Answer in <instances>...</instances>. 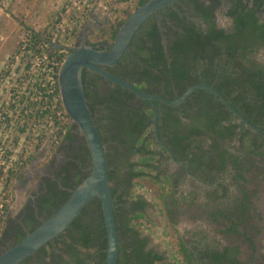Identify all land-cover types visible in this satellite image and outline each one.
<instances>
[{
  "label": "flooded vegetation",
  "instance_id": "1",
  "mask_svg": "<svg viewBox=\"0 0 264 264\" xmlns=\"http://www.w3.org/2000/svg\"><path fill=\"white\" fill-rule=\"evenodd\" d=\"M198 4L203 5L208 10V14L198 10ZM238 9L256 12V17L259 19L258 25L264 26V0H197V2L180 0L160 10L141 27L128 51L117 64L102 67L149 94L170 99V95L160 94L158 90L150 91L148 85L133 80L127 73L134 71V66L137 65L138 70L143 72V77L153 88L162 86L172 88L174 82L167 81L170 77L167 76L166 79L161 72L163 66L153 65L154 60L158 58L153 57L155 52L157 55L156 47L162 46L167 63H170L168 48L172 47L177 38L179 39L177 32L185 33L184 26L206 31L211 24L206 15H210L218 30L231 34L235 31L236 18L232 13ZM100 24L102 22L97 23V25ZM95 32L91 27L83 31L84 40L79 44L85 42L96 48L111 46V43L93 45L95 43L90 39L95 36ZM245 32L239 39L237 61L223 55L221 69L217 68L218 70L211 68L206 61L198 62L192 71L194 83L192 86L205 84L217 89L220 80L223 77L226 80L229 76L227 73L230 71L229 65L234 66L244 79L245 74L251 72L257 76L258 80L262 78L264 81V34L261 33V29H258L256 33ZM84 71L87 92L93 93L88 98L92 115L107 146L109 160L111 159L112 163L116 161L118 165L117 167L113 164L110 170V173L112 170L115 171L111 180L112 186L118 188L117 195L113 199L114 206L116 209L120 208L115 217L119 239L118 264H150L149 259L137 253V249L145 240H148L145 252L153 250L154 253L164 256L162 261H155L154 264H179L171 251L163 252L153 243L144 220L141 226L132 225L134 231L128 229L129 218L139 212L137 209L140 207L139 201L145 200L149 204L144 212L145 220H148L152 201L148 197L149 193L141 192L145 188H139L138 183L141 178L131 177L129 168H126L129 163L134 164V171L144 169L148 173V179H153L163 186L169 184V191L164 195L161 207L169 224L167 228L181 235L195 257L196 264H264V239L260 237L264 235V185H260L259 197L254 198L252 194L253 187H257L256 184L253 185L255 170L264 169V154H261V151L264 152V110L259 107L262 102L260 91H256L250 82L237 84L238 87L231 85L232 87L225 88L229 94L230 103L233 105L232 100H236V107L233 106L259 130L251 128L224 105V110H229L231 114L223 121V124L237 126L234 141H229L231 139L229 137L220 138L219 142L221 149L225 146L230 154H237L235 156L238 161L233 164L229 157L230 161L223 171L217 172L209 165L213 162L217 163L219 153L217 145L212 147L214 144L212 140L195 133L191 134L192 140L184 141L180 144L182 146L175 144L176 130L184 134V132L193 133L197 129L193 117L196 116L198 107L186 102L191 96L178 105L172 106L156 101L157 106H155L93 70L85 69ZM259 72L263 73V77L258 75ZM247 89L249 92L244 93ZM201 90L206 91L203 89L197 91ZM131 93L134 98L128 97ZM106 96H111V99L119 97L121 101L112 103L105 99ZM213 96L210 98L219 103V99ZM109 107H112L114 111L108 112ZM125 108L132 112L138 111L142 118L151 111H154L156 116L157 108L159 110L158 122L155 116L153 119L147 116L143 122L142 134L136 135L139 141L137 144L140 143V146V140L145 141L147 137L156 138V141L150 139L152 143L150 148L156 151L155 161L152 162L153 167L143 168L140 162L144 156L139 153L132 154L133 146L126 143L128 129L125 128V120L129 118L122 114ZM71 134L74 136L73 139L64 138L53 157L46 159L48 161L43 167L39 169L33 166L30 173H23L24 200L22 199L20 206H13L8 210L4 229L0 234V255L15 247L34 232L44 220L51 217L57 211L61 201L74 190L77 180L90 174L92 160L85 138L75 124L71 126ZM232 146L237 152L232 149ZM87 154L90 156L89 160L85 158ZM255 158L258 160L257 163L252 161L256 160ZM156 161L159 164H156ZM230 165L234 169L233 173L229 170ZM240 175L243 177H239ZM263 176L264 174L261 177ZM224 186L229 190L238 186L240 190L239 194L235 192L236 190L232 192L234 196L231 201L224 203L225 200H223L220 204ZM150 195L153 196L152 193ZM229 213H236L235 217L238 220L235 222L237 228L232 233L226 232L225 229ZM211 229L213 231H210ZM64 233H62L64 236L61 234L56 237L20 264H49L53 259L55 264H65L60 257L69 259V254L64 252V249L72 245V242ZM106 238L108 248L107 230L106 236H102L101 239L105 241ZM76 247L93 256L91 264H107V255L105 258L107 249L100 241L93 242L90 249L80 245ZM227 247L232 249L227 251Z\"/></svg>",
  "mask_w": 264,
  "mask_h": 264
},
{
  "label": "trees",
  "instance_id": "2",
  "mask_svg": "<svg viewBox=\"0 0 264 264\" xmlns=\"http://www.w3.org/2000/svg\"><path fill=\"white\" fill-rule=\"evenodd\" d=\"M147 0H141L138 3V7L142 6ZM194 2H197V0H194ZM198 10L201 12L208 14V10L205 9L203 5L198 4ZM132 14V12H128L125 14V17L122 18L121 13L118 14L116 17V20L113 21L111 24L103 27L99 33L96 35L95 41L93 45L101 44V43H113L120 31V28L122 25L126 22V20L129 18V16ZM236 16L235 18V31L231 34H226L224 30H218L215 26V23L212 21L210 15H206L208 21L211 23L210 27L206 31L197 30L196 27H185V33L180 34L178 33L177 41L174 42L172 47H169V54L171 57V62L167 63L166 57L164 56V51L161 45L159 47H156V52L154 53L153 57H158L154 60V64L156 66H163L161 68V72L164 74V76L167 79V76H169L168 82H174V86L171 88L169 86H162V87H155L153 88L150 86V84L146 81L143 77V72L138 70L137 65L134 66V71H131L127 73L131 76L133 80L140 81L142 84L148 85V88L150 91L158 90L160 94L163 95H170V99H176L180 97L190 86H192L193 80H192V71L196 65H198V62L206 61V64H209L211 68H218L221 69L222 64V57L223 55H227L229 59L236 60L237 61V51L240 48V37L246 31L245 33L248 34V31L250 33H256L258 29H261V33L264 34V26L258 25L259 19L256 17V12L249 11L245 12L244 9L239 11V9L232 13ZM29 30H34L30 27H27ZM249 28V29H248ZM143 29V28H142ZM248 29V30H247ZM35 31V30H34ZM35 38H39L40 34L34 32ZM101 49V48H100ZM235 50V51H233ZM154 59V58H153ZM230 63V62H229ZM237 64V63H236ZM235 64V65H236ZM218 66V67H217ZM239 67V66H238ZM217 69V70H218ZM230 71H227L229 73V76L225 80L224 77L222 80H220L219 84L217 85V89L228 99L229 94L225 91V88L232 87L231 85L237 86V84L243 83V82H250L253 84V87H255L256 91H260L261 93V100L260 108L264 110V81H262V78L260 80L257 79V76L254 75V73L248 72L245 74V79L240 76L239 72H237L234 66H230L228 68ZM151 73V72H149ZM146 75V74H145ZM259 76L263 77V73L259 72ZM147 76V75H146ZM157 79V78H156ZM83 80L85 84V91L87 98L90 97L93 93H88V88L86 87L87 80H86V74L85 71L83 72ZM161 80H159L160 82ZM238 87V86H237ZM240 87V86H239ZM249 92V89L244 90V93ZM206 94V95H204ZM112 95V94H111ZM213 96L208 91H197L191 95V97L186 101L190 104H193V106H197L198 110L196 112V116L194 118L196 130L190 133L181 134L179 133V130H176V135L174 137L175 144L178 146L184 141L192 140L191 134H198V135H204L205 139H210L214 142L212 145H217V149H219L218 153V161L217 163L209 164L214 169H216L217 172L223 171V169L226 167L227 163L231 161L234 164L237 162V158L235 155L230 154V152L225 149V146H223V149H221V145L219 142V139H229V141H234V134H235V127L237 125H224L223 121L228 119L231 114L229 110H224V104L219 100L217 103L215 100L211 99L210 97ZM111 96H106V100H109L112 103H116L117 101H121V98L117 97L114 99L110 98ZM129 98H134V95L131 93L128 95ZM168 97V96H167ZM214 97V96H213ZM118 99V100H115ZM236 100H232L233 105L236 107ZM114 111L112 107H109L108 112ZM122 114L126 117H128V120H125V128L128 130L126 143L128 145L133 146V150H131L132 154L139 153L143 155V159L140 162V165L145 167H153L152 162L155 160L156 151H153L151 149V140H155V137L145 138V141H141L137 144V134H142V130L144 129V119L148 116L151 119L154 118L155 112L151 111L148 113L147 116L142 118L141 113L138 111H133L125 108L122 110ZM130 115H133L132 117ZM138 118H137V117ZM110 122L109 120H107ZM72 126V125H71ZM71 126L65 134V139H73L74 136L71 134ZM151 139V140H150ZM205 142V140H203ZM255 146V144H254ZM87 150V148H86ZM260 152V151H259ZM88 153V152H87ZM261 154H264L263 151H261ZM230 157V158H229ZM86 159H90L89 154L86 155ZM84 158V159H85ZM110 166H112L114 163H112V160H109ZM118 167V165H117ZM129 172L131 174V177L134 179L141 178L139 184V187L142 189L148 188L151 190L153 197L156 200H160L162 202L164 195L169 191V184L167 183L166 186L160 185L156 183L153 179H148V173L144 171V169H140L138 172L134 171V164L129 163L128 167ZM113 174H115V171H111L110 173V179H113ZM4 175V172L0 170V178ZM240 175L239 177H241ZM88 177L86 175L83 178H79L76 182V186L74 189H76L79 185L82 184V182ZM243 177V176H242ZM118 188L113 187V199L114 196L117 195ZM72 193V192H71ZM71 193H69L60 203L59 206H57V210L67 201V199L70 197ZM120 198V196H119ZM140 207H137L139 212L137 214L132 215L128 220V229L129 231H134L132 228L133 224H137L141 226L142 221L144 219V212L147 206L149 205L145 200H140ZM115 205V201H114ZM120 210V208H118ZM114 209L115 217L117 214V210ZM221 211V210H220ZM228 215V224L225 225L226 232L232 233L234 232V229L237 228L235 222L236 220V213H229ZM234 216V217H233ZM233 218V219H231ZM149 223V222H147ZM105 223H104V215L102 211V205L101 202L98 199H95L91 202L88 207L84 209V211L80 214V216L75 220V222L66 230V236L70 238V242H72V245H69L67 248L64 249V252L68 253V260L62 258V262L65 264H91L93 263V256L89 252H83L81 250L77 249V245L82 246L83 248L90 249L91 244L95 241H100L101 244H103L107 249V238L105 241L101 239L102 236H106V229H105ZM171 226V225H170ZM174 236V240L172 243H170V248L172 255L175 260L179 262V264H196L195 257L191 253L189 247L181 237L179 233L176 231H171ZM61 236H64L63 234ZM148 240L142 241L141 247H139L137 250L138 255L141 257H144L146 259H149L150 264H154L155 261H162L164 259L163 255H160L159 253H154L153 250H150L149 252H145V248L147 245ZM232 248H226L227 251H230ZM44 250V249H43ZM94 252V251H93ZM105 253V258H106ZM54 258V255H53ZM239 262V261H238ZM48 264V263H47ZM49 264H55L54 259ZM172 264V263H168Z\"/></svg>",
  "mask_w": 264,
  "mask_h": 264
},
{
  "label": "water",
  "instance_id": "3",
  "mask_svg": "<svg viewBox=\"0 0 264 264\" xmlns=\"http://www.w3.org/2000/svg\"><path fill=\"white\" fill-rule=\"evenodd\" d=\"M180 0H147L138 7L120 28L110 47L96 48L82 42L71 48L59 73V86L62 103L85 138L92 160L88 177L74 189L67 201L48 219L15 247L0 255V264H20L49 242H52L75 222L84 209L95 199L102 205L105 226L108 236L107 264H118L119 239L114 213L113 186L110 179L111 166L105 142L103 141L86 96L83 72L90 69L134 93L137 97L153 103L163 102L167 105H178L186 101L195 91L203 89L216 96L232 113L242 118L251 128L252 125L230 101L213 86L198 84L190 87L179 98L170 100L161 95L149 94L136 85L107 71L102 66H113L125 55L141 27L158 12ZM54 47H59L55 45ZM155 116L159 119V112ZM158 130V129H157ZM157 138H160L157 134Z\"/></svg>",
  "mask_w": 264,
  "mask_h": 264
},
{
  "label": "built area",
  "instance_id": "4",
  "mask_svg": "<svg viewBox=\"0 0 264 264\" xmlns=\"http://www.w3.org/2000/svg\"><path fill=\"white\" fill-rule=\"evenodd\" d=\"M139 1L141 0H69L60 9H73L77 15L54 24L47 38L40 36L37 39L34 34L37 31H24L17 50L8 57L9 62L5 69L6 73L10 71L15 77H12L13 85L8 91L7 100L0 106V136L4 140L11 138L9 142L3 141L0 147L1 171L5 174L11 171L16 173L27 163L29 150L34 147L31 145L34 138L26 141L24 136L30 138L34 135L35 145L40 146L41 142L37 139L44 135L48 137L43 144H48L50 139L59 144L67 134L72 119L62 103L59 73L74 45L77 30L83 25L80 15L95 5L107 11L109 6L111 9H126L128 6L138 5ZM14 3L15 0H0V14L8 15ZM55 45L59 47H54ZM17 70L20 73L15 74ZM16 128L18 132L15 134ZM20 134L24 135L23 141L20 140ZM17 145L22 146L21 155L15 158ZM50 149L48 148V153ZM8 196V192H3L0 187V234L11 204Z\"/></svg>",
  "mask_w": 264,
  "mask_h": 264
},
{
  "label": "rangeland",
  "instance_id": "5",
  "mask_svg": "<svg viewBox=\"0 0 264 264\" xmlns=\"http://www.w3.org/2000/svg\"><path fill=\"white\" fill-rule=\"evenodd\" d=\"M68 3L69 0H15V3L10 7L8 11L9 13L8 15L0 14V21L4 20V24H2L3 26L0 24L1 25L0 47L3 46L2 45L3 43H5L6 45H8L7 43L11 44L12 46H8L10 47L8 48V51L10 50L9 57L12 56L19 46V42L21 40L24 31L28 29L27 27L34 29L40 34V36L47 38L49 36L51 27L54 24L61 22L62 19H69L70 17L72 18V16L77 15L76 11H73V9L71 10L68 9V11L66 7L63 10L60 9L65 5H67ZM110 7L111 6H109V9H107L106 11L102 7H98L97 5H95L91 10H88L86 13L80 15V18L83 20V25L80 29L77 30L76 38L74 39L73 42L74 44L73 47L75 45H79V43L84 40L82 36L83 31H87L90 27L92 28V30H94V32L96 31L95 36H93L90 39V41L94 42L96 35L99 33V31L103 27L115 21L117 18L116 16L118 14L121 13L122 18H124L125 14H127L128 12L133 13L138 8V5L135 4L134 6H128V8L126 9L123 8L111 9ZM61 13L62 16H60ZM57 16H59L60 18L57 19ZM5 21H7V23ZM98 22H102V24L97 25ZM2 38H4V40H1ZM13 43L15 46H13ZM8 59L9 58L7 57V59L4 60L2 64H0V106L2 102L5 103V101L7 100L8 91L9 89L12 88L13 85L12 77H15L13 76L12 72L10 71L8 73L5 72L6 65L9 62ZM18 73L20 72L17 70L15 74ZM73 124L74 123L72 121L71 125ZM16 132H18L17 128L15 129L14 133L16 134ZM23 136H24L23 134H20V137H22L20 138L21 141H23L24 138L26 141L34 138V140L31 141L32 142L31 145L32 146L34 145V147L30 148L29 150V154H28L29 158L27 163L23 167L21 166V168L16 173L15 172L13 173L12 171L9 174L4 173L3 178H0L1 190L3 189V192L4 191L8 192L9 195L8 197L11 201V204L9 205L10 208L13 206L14 207L20 206L24 200V191L22 189L24 188L23 182L25 181L22 179L24 176L23 173L24 172H26L27 174L30 173L31 170L33 169V166L34 167L36 166L39 169L43 167L48 161L46 159H50L51 157H53L54 152L62 144L61 141L59 144H56L54 141L52 142V139H50L48 144L45 143L43 144V142L48 137L47 135L46 136L44 135L43 138L37 139V141L41 142V145L38 146L35 145L34 135L31 136L30 138H26L25 136L23 138ZM3 138L4 137L0 136V147L3 141L6 142L8 140L9 142L11 140V138L7 140H4ZM21 147H22L21 145L16 146L17 151L15 154V158L21 155V151H20ZM48 148H51L49 153H48ZM232 149L235 150V152H237L236 148H234L233 146ZM252 161L257 163L258 160L256 159ZM156 164H159V162L156 161ZM114 165H117L116 161H114ZM229 170L231 173H233L232 171L234 169L232 168L231 165L229 167ZM255 171H256L255 180H254L255 182L253 183V185L256 184L257 187L254 188L252 186L253 187L252 194L254 198L260 196L261 193L260 185L261 184L264 185V176L261 177L262 174H264V169L262 168L260 170H255ZM7 175L9 176L7 177ZM223 189L225 190H224V194L221 197L222 201L221 200L219 201L221 202L220 204H222L223 200H225L224 203H228V201H231L234 196L233 195L234 193L232 192L236 190L235 192L239 194V190H240L238 186L237 187L235 186V188L233 187V189L230 190L226 186H224ZM141 192L149 193L148 197L152 200L150 202L151 207L149 208V212H148V220L149 219L150 220L149 221L145 219L143 220L146 229L149 231V234L153 239V243L156 244L158 247H160V249L163 252H167L168 250L171 251L170 243L173 242L174 236L173 233L171 232V228H167L169 224L164 217L163 211L161 210L162 202L160 200H156L153 196H151L150 194L152 192L148 188H145V190H141ZM146 221H148L149 223H147ZM210 231L213 230L211 229ZM260 237L264 239V235H261Z\"/></svg>",
  "mask_w": 264,
  "mask_h": 264
},
{
  "label": "crops",
  "instance_id": "6",
  "mask_svg": "<svg viewBox=\"0 0 264 264\" xmlns=\"http://www.w3.org/2000/svg\"><path fill=\"white\" fill-rule=\"evenodd\" d=\"M1 23V25L2 24H4V20L3 21H0ZM6 23H7V21H5ZM0 25V26H1ZM3 26V25H2ZM16 40V39H15ZM13 42V41H12ZM8 45H6L5 43H3L2 45L3 46H1L0 47V64H2V62L4 61V60H6L7 59V57H9V55H10V50L8 51V48H10V47H8V46H12L11 44H9V43H7ZM13 46H15L14 45V43H13ZM14 49V48H13Z\"/></svg>",
  "mask_w": 264,
  "mask_h": 264
}]
</instances>
